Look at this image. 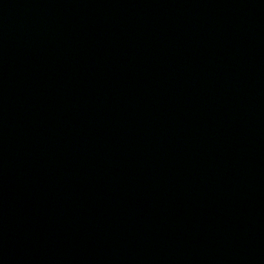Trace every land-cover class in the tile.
<instances>
[{"label":"water","instance_id":"water-1","mask_svg":"<svg viewBox=\"0 0 264 264\" xmlns=\"http://www.w3.org/2000/svg\"><path fill=\"white\" fill-rule=\"evenodd\" d=\"M0 264H264V0H0Z\"/></svg>","mask_w":264,"mask_h":264}]
</instances>
